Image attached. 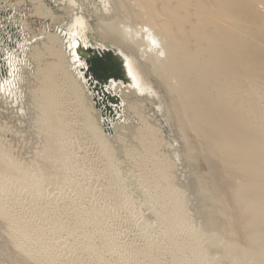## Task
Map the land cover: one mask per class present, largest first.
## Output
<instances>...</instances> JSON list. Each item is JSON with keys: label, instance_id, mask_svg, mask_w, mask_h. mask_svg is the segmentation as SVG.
I'll return each mask as SVG.
<instances>
[{"label": "bare ground", "instance_id": "bare-ground-1", "mask_svg": "<svg viewBox=\"0 0 264 264\" xmlns=\"http://www.w3.org/2000/svg\"><path fill=\"white\" fill-rule=\"evenodd\" d=\"M23 1L39 4L35 13L44 16L52 29L44 24L38 35L29 36L27 14L8 0H0V54L8 68L0 80V104L19 123L28 110L35 115L45 111L44 115L56 119L55 109L69 105L81 128L89 129L96 145L102 143L98 150L110 163L122 159L117 157L119 133L132 126L126 121L148 119L144 103L156 99L159 112L172 122L180 141L174 163L176 168L183 166L179 176L187 179L176 181L191 186L198 195V226L206 234V248L218 252L223 263L230 264L228 253L237 264H264V0H58L59 13L43 4L44 0ZM89 35L100 44H92ZM81 45L117 53L132 83L112 80L93 92L81 72L86 67L85 58L76 51ZM36 68L40 88L25 92ZM49 83L52 88L46 92ZM51 123L48 120L49 125L41 123V127L46 135H57V125ZM144 151L142 157L152 160L159 178L164 179L171 167L150 147ZM7 160L9 155L1 153L0 161ZM11 168L0 170L4 179L13 178L11 184L9 179L0 181V202L14 198L23 188L21 183L23 194L33 189L43 195L46 186L36 185L29 175L17 174L16 165Z\"/></svg>", "mask_w": 264, "mask_h": 264}, {"label": "rangeland", "instance_id": "rangeland-1", "mask_svg": "<svg viewBox=\"0 0 264 264\" xmlns=\"http://www.w3.org/2000/svg\"><path fill=\"white\" fill-rule=\"evenodd\" d=\"M8 1L14 7L17 5V8L15 7L17 10L27 14L29 36L38 35L44 24L47 25L48 30L52 29V24L44 16L35 13L38 12L39 4L34 6L28 2L24 3L23 0ZM43 4L57 13H59L57 10L61 8V5H58L60 4L58 0H44ZM63 26H66V23ZM90 42L94 45L100 44L98 39L92 36H90ZM39 68L34 69V72L31 71L28 78L29 83L27 86L25 85V92L27 89L40 88L41 84H38L34 76L35 71ZM51 85L49 83L45 86L46 92L51 91ZM38 96L40 100L41 95ZM150 103H144L146 111L143 110V113L148 115V119L145 120L141 117L137 120L126 121V124H132V126L131 129L123 130L124 133H119L122 139L118 145L119 154L117 157L122 159L110 163L99 151L100 148L98 150L102 143L99 141L96 145L93 141L94 138L90 137L89 129L81 128L79 122H76L78 118L71 114L73 110L69 105L66 108V104L64 109L63 107L55 109V112L57 111L56 119L53 117L50 119L49 116L44 115L45 111H40L39 115H35V112L28 110L22 123H19L12 111L0 104V154L9 155V161H5L6 163L0 161V170L6 167H10L12 170L11 166L16 165L17 174L23 173L24 177L30 176L36 185L46 186L41 196L33 189L26 195L22 193L25 185L21 183L23 188L18 190L14 198L0 202L3 208V212L0 210L2 214H0V249L5 252L4 254L0 251V264H200L199 261L202 259L203 262H201L205 261L204 264H227V262L223 263L219 260L218 252L214 253L206 248V234L198 226L201 221L196 203L198 195L191 186L190 189L177 182L180 180L183 183L187 179L179 176L183 166H180L179 163L180 165L176 168L174 163V154L179 149L180 141L175 134L172 122H168L163 117L164 114L159 112L156 105L157 100L154 99ZM26 108L25 110H27ZM28 109L31 107L29 106ZM48 112L51 111L48 110ZM141 112L139 111V113ZM47 115L49 114L47 113ZM48 120L50 124L53 122V125L55 122L59 130L57 132L60 134L56 132L57 135H46L41 123L46 125ZM146 147L153 149L157 158L161 156L158 159L171 167V172L168 171V175L165 176L168 181L171 179L169 182L165 178H159L158 174L160 173L156 171L158 168L151 162L152 160L142 157ZM25 150L27 151L25 152ZM136 151H139L138 154H142L139 156L135 154ZM125 152H128L129 157H126L127 153ZM131 157L133 158L131 159ZM107 163L109 164L106 165ZM13 170L15 172V168ZM2 177L0 176V181L6 180L4 182H7L9 179L7 183H13V178L5 177L4 179ZM169 186L173 188H169ZM173 189L176 190V193ZM168 192L170 196H168ZM173 195L175 198L172 197ZM175 195L180 199H177ZM175 207L181 208V211ZM172 209H175V212ZM176 212L177 214H175ZM179 213L181 215H178ZM172 216H178V219L172 218ZM180 216L184 219L183 221ZM11 228L15 230L11 231ZM150 232L151 235L148 234ZM193 245L197 247L194 248ZM196 248L199 249V252ZM194 250L195 252H193ZM206 254L208 255L206 256ZM139 255L141 256L139 257ZM194 255H197L196 259L200 256L199 261H194L196 260L193 258ZM226 256L230 264H237L228 253ZM207 257L210 259H206Z\"/></svg>", "mask_w": 264, "mask_h": 264}, {"label": "water", "instance_id": "water-1", "mask_svg": "<svg viewBox=\"0 0 264 264\" xmlns=\"http://www.w3.org/2000/svg\"><path fill=\"white\" fill-rule=\"evenodd\" d=\"M76 51L77 54L85 58L86 67H82L81 72H83V77L93 92L97 93V91L104 89L105 85L110 84L112 80H121L123 83L131 82L117 53L111 50L99 51L83 45L78 46ZM2 56L3 54H0V80L5 77V72L8 71V68L4 66Z\"/></svg>", "mask_w": 264, "mask_h": 264}]
</instances>
